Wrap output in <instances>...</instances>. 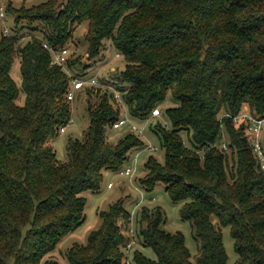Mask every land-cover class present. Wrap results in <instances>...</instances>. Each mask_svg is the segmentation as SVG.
I'll return each instance as SVG.
<instances>
[{
    "label": "trees",
    "instance_id": "trees-1",
    "mask_svg": "<svg viewBox=\"0 0 264 264\" xmlns=\"http://www.w3.org/2000/svg\"><path fill=\"white\" fill-rule=\"evenodd\" d=\"M6 11L39 34L20 44V36L0 29V264H60L45 257L83 222V193L98 191L105 170L118 173L131 149L146 146L145 135L128 130L108 138L122 104L134 123L155 108L168 120L145 128L164 159L149 155L139 181L146 190L163 183L171 201L182 202L180 217L191 221L199 241L192 262L183 235L161 228V208L143 207L134 220L131 263L227 264L221 227H229L233 264H264V171L247 122L234 121L244 106L264 117V0H43ZM84 21L87 58L70 56V73L85 78L107 43L124 66L102 90H80L94 98L86 101L89 123L81 139L68 138L67 159L60 161L50 142L71 121V78L51 64L44 44L67 47ZM17 59L19 86L11 76ZM167 95L177 105L162 109ZM123 204L118 199L99 213L102 223L87 243L66 250L68 264H123L122 230L130 221Z\"/></svg>",
    "mask_w": 264,
    "mask_h": 264
},
{
    "label": "rangeland",
    "instance_id": "rangeland-1",
    "mask_svg": "<svg viewBox=\"0 0 264 264\" xmlns=\"http://www.w3.org/2000/svg\"><path fill=\"white\" fill-rule=\"evenodd\" d=\"M43 0H6V7L10 5L12 8H30L31 6L38 5ZM15 15L11 12L6 11V23L10 31L20 36V44H23L27 41L32 34L38 35V31L31 30L27 28V23L23 20L15 23ZM24 24V25H22ZM87 21H84L80 24H76L72 36L70 38V43L67 48L69 50L70 56L87 58L86 48L87 43L85 40V35L87 31ZM36 26V23L33 27ZM32 33V34H31ZM118 52L109 44H106V47L101 51V54L95 58L94 64L86 72L85 79L94 78L99 81V88L102 90L105 85H111L112 80H116L118 72L123 69L124 62L122 58H117L115 55ZM75 75V72H72ZM11 76L16 82L20 85V70H19V61L15 60L11 69ZM118 79V78H117ZM118 81V80H117ZM98 88V87H97ZM92 89V90H97ZM115 89V85L112 86ZM110 90H112L110 88ZM91 91V90H90ZM95 92V91H94ZM89 98L91 101H94L93 96L86 94L84 91H76L74 93V99L70 102L71 107V121L65 126V132L60 133L56 138H54L50 143L55 151L56 158L60 161L67 159V149L66 144L68 138H78L81 139L83 132L86 130L89 117L86 112V101ZM24 96L20 93L17 103L22 104ZM172 104L176 106L177 103L171 100L170 95H167L166 102L161 106L162 109ZM244 106L241 110L242 112H249L248 109L244 110ZM161 110V109H160ZM121 115H124L123 112ZM220 117V114H219ZM153 120V125L155 122L160 124L168 123L166 117L162 116V113L159 117H156ZM138 123V126L145 125L146 128L149 127L151 121L147 124ZM264 130V129H263ZM126 127L120 128L119 130L107 129V134L109 139L117 140L119 137L126 133ZM141 138L147 144L150 143L157 148V151L150 154L149 150L146 148H133L129 151L128 155L130 157V165L133 164V157L136 153H139V158L137 161V172L135 173L134 178L130 181L127 176L120 175L119 173L112 172L110 170H105L103 172V179L100 184V188L96 192L87 191L83 193V196L86 199L84 207V220L83 222L73 231L69 232L65 237H63L55 249L49 253L45 258H51L57 260L60 264H68L64 256L67 249L75 244L85 245L87 243L88 235L91 231L98 229L102 223L100 217V212L105 211L109 206L117 201L118 199H123L124 207L130 212L135 209L133 214V219L140 214V210L143 207L153 209L154 207H160L164 214V223L161 225V228L169 233L180 232L184 237V243L187 246L190 254L191 261L194 262L198 253H199V241L195 236V231L192 226L191 221L184 220L180 217V208L182 202H173L169 198L167 192L165 191V185L161 182H157L152 190H146L145 187L140 183L139 179L144 178L146 170L144 163L149 155L155 157L159 162H163L164 151L160 149L159 141L156 136L150 135L147 133V130ZM183 140L188 144L186 134L182 132ZM222 142L227 141V135L222 129ZM117 138V139H116ZM114 140V141H115ZM225 143V142H224ZM226 144V143H225ZM125 168V165L123 166ZM111 182L113 186L107 188V182ZM138 201H141L139 207H136ZM214 223H217L213 219ZM142 225V224H140ZM145 224H143L144 226ZM217 225V224H216ZM222 240L225 251L227 253V264H233L236 259V253L233 249V239L230 234L229 227H221ZM143 253L151 258L156 259V254L149 247H141Z\"/></svg>",
    "mask_w": 264,
    "mask_h": 264
},
{
    "label": "built area",
    "instance_id": "built-area-1",
    "mask_svg": "<svg viewBox=\"0 0 264 264\" xmlns=\"http://www.w3.org/2000/svg\"><path fill=\"white\" fill-rule=\"evenodd\" d=\"M6 0H0V29L3 35H14L12 31H10L9 27L7 26L6 23V5H5ZM44 47L47 48L50 51L51 55V64L60 66L63 68L69 75L70 79V89L68 90L67 93V99L69 101H72L74 99V93L76 91L81 90L84 87L88 88H97L99 87V81L94 78L90 79H85V78H79L74 76L73 74L70 73V71L66 67V61L70 57L69 50L67 47L55 50L48 44H44ZM117 58L119 57V54L115 55ZM112 92L114 93V97L119 100L120 102L122 101V96L121 93L112 88ZM124 115L120 114V117L112 123V129L118 130L120 128L126 127V129L130 132H133L137 135H144L145 128L146 126H138L134 121L129 117L128 112L122 104L121 107ZM161 114V111L159 108L153 109L151 115L144 120V124H147L149 121L152 119L159 117ZM244 119L247 122V127H246V133L249 137V140L251 142L252 150L257 158L260 168L264 171V149H263V128H264V117H256L250 114L249 112H240L239 115L234 117V121L238 122L239 120ZM60 133L65 132V127H61L59 130ZM222 147L223 149H226V144L222 142ZM146 149L149 150V152L157 151V148L153 146L150 143H147L145 146ZM133 164L130 165L127 164L125 168L120 170L118 173L120 175L127 176L129 180L131 181L135 173L137 172V161H138V153H136L133 157ZM113 184L111 182H108L106 187L111 188ZM141 204V201H138L136 204V207H139ZM135 212V209L130 211V221L128 226L122 230V233L125 234V236L128 239V242L124 246L123 252H124V262L123 264H132L131 263V251L133 246L135 245V227H134V219H133V214Z\"/></svg>",
    "mask_w": 264,
    "mask_h": 264
},
{
    "label": "crops",
    "instance_id": "crops-1",
    "mask_svg": "<svg viewBox=\"0 0 264 264\" xmlns=\"http://www.w3.org/2000/svg\"><path fill=\"white\" fill-rule=\"evenodd\" d=\"M244 110H247V108H245ZM263 129H264V128H263ZM262 133L264 134V130L262 131ZM108 182H109V181H108ZM108 182H107V183H108ZM106 185H107V184H106Z\"/></svg>",
    "mask_w": 264,
    "mask_h": 264
}]
</instances>
